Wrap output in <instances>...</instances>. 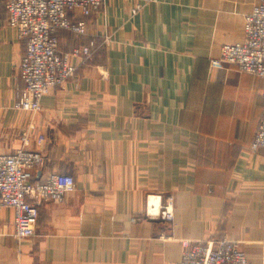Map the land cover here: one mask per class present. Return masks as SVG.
I'll list each match as a JSON object with an SVG mask.
<instances>
[{"label":"crops","instance_id":"crops-1","mask_svg":"<svg viewBox=\"0 0 264 264\" xmlns=\"http://www.w3.org/2000/svg\"><path fill=\"white\" fill-rule=\"evenodd\" d=\"M259 1L106 0L83 38L58 32L61 51L93 43L91 55L33 115L12 108L25 42L0 0V152L33 126L28 148L46 158L33 181L76 184L39 207L30 239L0 210V264H173L183 243L222 238L264 264V150L250 148L264 79L211 66ZM169 198L172 220L146 216Z\"/></svg>","mask_w":264,"mask_h":264},{"label":"built area","instance_id":"built-area-1","mask_svg":"<svg viewBox=\"0 0 264 264\" xmlns=\"http://www.w3.org/2000/svg\"><path fill=\"white\" fill-rule=\"evenodd\" d=\"M106 0H3L8 26L25 42L19 63L23 89L12 108L17 112L38 114L42 100L52 90L76 75L73 60L87 59L93 43L60 50L58 32L69 31L75 36L86 33L85 18L99 11ZM214 68L233 66L239 73L264 79V0H260L246 16L244 40L225 44L218 58L211 60ZM264 97V90L262 92ZM30 130L23 132L21 146L10 153L0 152V210L13 212L15 239L24 241L34 236L39 207L46 202L60 203L76 189L69 174L51 173L44 180L33 181V171L43 166L46 158L28 148ZM37 145L43 136L35 139ZM264 150V111L250 146ZM173 200L163 205L151 204L146 216L169 221L173 219ZM173 264H249L239 245L229 239H211L183 243L180 259Z\"/></svg>","mask_w":264,"mask_h":264},{"label":"rangeland","instance_id":"rangeland-1","mask_svg":"<svg viewBox=\"0 0 264 264\" xmlns=\"http://www.w3.org/2000/svg\"><path fill=\"white\" fill-rule=\"evenodd\" d=\"M86 30H93V29H92V27H91L90 29L86 28ZM65 31H66V30H64V32H65ZM66 32H67V31H66ZM68 32H69V31H68ZM85 35H86V33H85ZM85 35H83V36H85ZM72 36L76 37L74 34H72ZM83 36H79V37H77V38H81V37L83 38ZM77 40H78V39H77ZM80 40H81V39H80ZM80 40H79V41H80ZM63 52H64V51H63ZM88 58H89V57H88ZM88 58H87V59H88ZM84 60H86V59H84ZM76 71H77V69H76Z\"/></svg>","mask_w":264,"mask_h":264}]
</instances>
